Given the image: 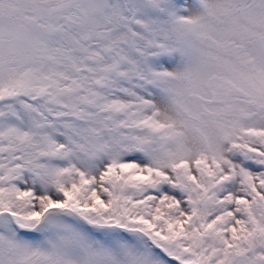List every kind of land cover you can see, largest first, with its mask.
<instances>
[{"label":"snow or ice","instance_id":"6c2138e0","mask_svg":"<svg viewBox=\"0 0 264 264\" xmlns=\"http://www.w3.org/2000/svg\"><path fill=\"white\" fill-rule=\"evenodd\" d=\"M0 264H264V0H0Z\"/></svg>","mask_w":264,"mask_h":264}]
</instances>
